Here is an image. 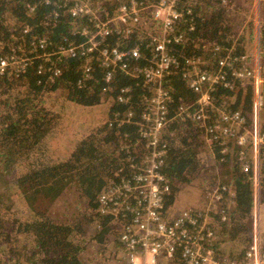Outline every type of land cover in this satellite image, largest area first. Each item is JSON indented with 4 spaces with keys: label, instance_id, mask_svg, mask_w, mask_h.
<instances>
[{
    "label": "trees",
    "instance_id": "1",
    "mask_svg": "<svg viewBox=\"0 0 264 264\" xmlns=\"http://www.w3.org/2000/svg\"><path fill=\"white\" fill-rule=\"evenodd\" d=\"M77 1L110 15L130 0H0V60L13 54L40 56V40L46 43V53L85 43L82 29H91L92 23L88 17L73 19L69 9ZM133 1L146 6L159 0ZM176 4L184 18L176 24L174 34H182L184 41L169 44L178 63L165 79L173 99L161 137L167 149L162 173L171 186L165 216H173L170 212L177 205L179 185L194 183L207 165L200 157L201 128L185 115L179 116L180 108L193 111L197 106L198 96L188 79L191 62L201 61V69L212 72L229 57L231 65L225 66L223 73L233 89L216 88V107L240 111L250 122L255 105L253 89L232 76L253 59L248 54L253 44L250 28L240 29L246 21L244 3L240 1V11L233 14L222 0H179ZM229 4L234 5L231 0ZM121 31L102 40L101 47H118L127 53L139 48L142 59H126L130 75L119 67L108 82L110 71L102 67L98 52L89 57L80 53L75 57L54 55L50 61L34 57L25 70L8 67L0 74V264H96L85 255L94 245L100 258L122 255L120 235L127 213L122 212L119 219L101 215L99 199L124 181H131L149 157L140 124L152 91L138 71L150 65L154 51L152 38L143 31ZM258 47L264 68V28ZM87 64L91 65L89 78L84 76ZM124 88L130 89L128 103L118 101ZM101 107H106V116L98 127L83 130L80 125V135L72 141L67 138L63 154L56 156L63 123L60 109L96 111ZM222 150L215 145L209 155L219 173V168L222 173L232 164L233 176L227 183L213 180L216 183L208 184L202 193L204 197L218 186L232 189L234 196L222 208L226 220L214 217L215 252L219 260L233 262L223 250L228 241H235L240 251L232 258L241 261L252 240V175L243 172L239 148L233 142L225 154ZM202 208L187 209L199 214ZM124 223L128 226L132 222ZM87 226L94 227L93 234ZM121 255L117 264H124ZM176 260L182 264L180 254Z\"/></svg>",
    "mask_w": 264,
    "mask_h": 264
},
{
    "label": "built area",
    "instance_id": "2",
    "mask_svg": "<svg viewBox=\"0 0 264 264\" xmlns=\"http://www.w3.org/2000/svg\"><path fill=\"white\" fill-rule=\"evenodd\" d=\"M55 1V0H48ZM179 0H159L155 4L141 5L133 0L119 6L114 14H103L83 1L74 2L69 9L73 19L88 17L92 23L91 29H82L81 35L86 42L81 45L70 44L60 47L57 52L46 53L44 40L38 42L43 54L28 57L23 54L11 55L0 60V74L6 68H13L17 72L23 71L33 58H43L50 61L51 56L75 57L79 53L86 57L98 52V60L102 67L109 70L106 80L112 79L116 68H121L130 75L126 59H142L139 48H133L129 53L115 48L101 47V41L114 32L129 34L133 29L143 31L152 38L151 46L154 54L150 65L138 71L144 85L152 91V97L146 98L147 111L142 116L143 137L147 141L149 157L145 164L137 168L131 181H124L109 193L102 194L99 214L113 216L119 219L122 212H126L124 222H132L128 226L123 222L120 241L123 245L121 255L124 264H176L177 255H181L182 264H264V232L260 227V209L262 193L259 188L264 182V68L261 65V50L256 42L254 61L250 62L243 71H235L232 76L248 85L254 92V109L246 118L240 111H230L216 107L214 92L218 86L233 89L227 73H223L225 66H230L229 57L222 60L216 71L208 72L201 69V61H192V69L188 74L190 88L197 94L196 107L180 108L189 120L201 128V141L205 142L209 150L215 145L222 147V153L228 151L229 144L234 143L239 148V161L242 170L251 174L254 192L253 225L251 243L245 256L240 262H223L216 256V232L214 217L225 221L222 208L226 205L232 189L218 186L209 189L205 195V205L201 213L195 210L175 211L173 216H165L166 197L171 191L168 179L162 173L164 160L167 155L165 145H162V132L169 122V104L172 96L165 88V79L170 75L178 60L171 55L169 44L181 43L183 35L174 34L177 23L184 18V13L176 8ZM227 7H235L238 11L239 2L229 6V0H222ZM249 1V0H248ZM243 7L246 20L254 15L255 26L264 28V0H250ZM150 18V19H149ZM160 33L156 31L158 26ZM159 30V29H158ZM35 47V45H34ZM36 51V50H34ZM249 62V61H248ZM57 72V71H56ZM91 65L84 67V76L90 77ZM130 89L121 90L118 101L128 103ZM128 115V121L130 117ZM124 122V121H122ZM144 122V125H143ZM222 138L224 141H222ZM250 148L254 150V157L250 158ZM257 158L259 165L254 163ZM196 213L193 215V213ZM128 213L130 214L128 220Z\"/></svg>",
    "mask_w": 264,
    "mask_h": 264
},
{
    "label": "rangeland",
    "instance_id": "3",
    "mask_svg": "<svg viewBox=\"0 0 264 264\" xmlns=\"http://www.w3.org/2000/svg\"><path fill=\"white\" fill-rule=\"evenodd\" d=\"M254 18V15H253ZM251 17V19H247L246 22L249 24H254V20ZM157 32L160 33V28L159 30L156 29ZM253 41H254V37H253ZM252 41V43H253ZM249 45V44H248ZM249 51L250 53V59H252L251 62L254 61V55H255V51H256V46H254L253 44L249 45ZM264 74V71H263ZM61 112L63 113V123H62V127H61V131L58 134L57 138V150H56V156L58 155H62L63 154V149L64 144L66 143V139H70L71 141L74 139L75 135H78L80 131V125L82 127L83 130H87L88 128H95L98 127L97 125L101 123L102 119L106 116L105 115V110L106 107H101V109H97L96 111H91V110H87V109H60ZM264 119V118H263ZM80 135V134H79ZM208 145H206L205 142L202 141V143H200V150L201 147H203L202 149V155L200 154V157L207 163V165L205 167H203L204 171L200 174V177L198 178V180H196L194 183H191L189 185H179V193L177 195L178 199V206L173 209L175 211H183L184 209L188 210V207H192V208H202L205 205V194L203 197V190L205 188H208V184H212L215 181L213 180H218V181H222L223 183H227L228 180L231 177V168H228V171L226 169V167H224V171L221 173L222 168L220 169V173L217 172V165H215L216 163H214L213 156L211 154V157L209 155V148L207 147ZM199 150V152H200ZM254 155V150L252 148H250V158L253 157ZM209 158V159H207ZM211 160V162H210ZM217 181V182H218ZM216 183V182H215ZM63 204V203H62ZM61 204V205H62ZM172 210V209H171ZM170 212V214L173 215V213L175 212ZM90 230L92 231V234L94 233V227H90ZM88 258H90V260H95L96 264H117L118 260H119V256L121 255L120 253H116L115 255H108L107 258H100L98 252H96V246H91L90 249H88V252L85 254ZM122 258V257H120Z\"/></svg>",
    "mask_w": 264,
    "mask_h": 264
},
{
    "label": "crops",
    "instance_id": "4",
    "mask_svg": "<svg viewBox=\"0 0 264 264\" xmlns=\"http://www.w3.org/2000/svg\"><path fill=\"white\" fill-rule=\"evenodd\" d=\"M237 1L238 2H240V1H242V2L243 1L249 2L250 0L249 1L248 0H237ZM233 9H235V7H230V11L232 12L231 14L235 13V11ZM237 9L240 11L239 8H237ZM248 19L250 20L251 18L248 17ZM242 24L243 25L240 26V29H242V32H243V29H247L248 30L250 28V32H248V33L251 34V38L252 39L254 37V41H253L254 46H256V42H258V44H259V42H260L261 27L255 26V24H249L246 21H245V23H242ZM262 31H263V29H262ZM200 142L202 143L201 139H200ZM253 157H254V155H253ZM253 157H252V159H253ZM254 163L256 165H259V161L257 160V158H254ZM231 166H232V164L230 165V168H231ZM232 168H231V173H230L231 176H233V169ZM259 190H260V193H262L264 191V183L263 182H262L261 187L259 188ZM233 196H234V194H233V191H232V195L230 197H228V200L229 199H232ZM177 199H178V197H177ZM178 204L179 203L177 201V205L174 207V209L178 206ZM228 204L231 206L233 203L232 202H228ZM173 211H175V210H173ZM252 215H253V211H252ZM260 217H261L260 227H261L262 231L264 232V202L261 203ZM252 225H253V219H252V222H251V231H252ZM226 238L228 239L229 237L227 236ZM235 244H236L235 241H228L226 243L223 251L225 253V256H228L231 261L238 263V262H240V260H234V258H232V256H234L235 258H237L238 257L237 256V253L240 251V249H236L235 248Z\"/></svg>",
    "mask_w": 264,
    "mask_h": 264
}]
</instances>
